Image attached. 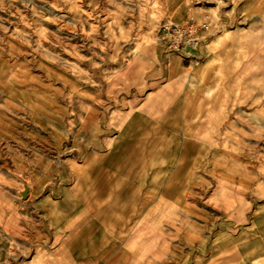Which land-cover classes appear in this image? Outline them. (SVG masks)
Here are the masks:
<instances>
[{
    "label": "rangeland",
    "instance_id": "1",
    "mask_svg": "<svg viewBox=\"0 0 264 264\" xmlns=\"http://www.w3.org/2000/svg\"><path fill=\"white\" fill-rule=\"evenodd\" d=\"M193 20L170 49L162 26ZM83 239L116 264H264V0H0V264Z\"/></svg>",
    "mask_w": 264,
    "mask_h": 264
},
{
    "label": "crops",
    "instance_id": "2",
    "mask_svg": "<svg viewBox=\"0 0 264 264\" xmlns=\"http://www.w3.org/2000/svg\"><path fill=\"white\" fill-rule=\"evenodd\" d=\"M191 48H193L192 44L191 45H184L182 48L183 49L182 52L185 54H188V52H191L193 50ZM161 50H165V52L168 51V49L165 46H162ZM184 57H186L187 59L188 58L190 59L189 56H184ZM178 59L179 58L177 57L176 60H178ZM180 63H181L180 69L176 68V71L182 73V72H184L185 66L183 65V62H180ZM163 65H164V63H159V64H155V66H153L151 68V73L153 74V78L155 79L156 82H158L160 80V77L165 72ZM128 73L130 74V69H129ZM37 244L38 243H36V244L34 243V244L28 246V248L32 249L29 253L32 256L29 259V261H27V262H24V261L21 262V261H19V258H18L21 256L24 257L26 255L25 254L26 251H28L23 247L22 244H20L21 247L16 246V249H13L12 246L8 245V247L6 249V256L9 254L10 251H15L16 253H18V256L16 257L14 264H24V263L25 264H57L55 261L47 258L46 252L39 253V250H37ZM70 245H71L70 250H69L70 254L67 255V258H66L67 260L63 264H116L114 262V259L100 261L98 259L97 255H94V251H96V249L92 248V246L90 247V245L88 244V241L86 239L81 240V242L79 244L72 243Z\"/></svg>",
    "mask_w": 264,
    "mask_h": 264
},
{
    "label": "built area",
    "instance_id": "3",
    "mask_svg": "<svg viewBox=\"0 0 264 264\" xmlns=\"http://www.w3.org/2000/svg\"><path fill=\"white\" fill-rule=\"evenodd\" d=\"M209 29L208 23L197 24L194 20L187 24H165L162 26L164 39L170 49H180L184 45L197 43L199 31Z\"/></svg>",
    "mask_w": 264,
    "mask_h": 264
},
{
    "label": "water",
    "instance_id": "4",
    "mask_svg": "<svg viewBox=\"0 0 264 264\" xmlns=\"http://www.w3.org/2000/svg\"><path fill=\"white\" fill-rule=\"evenodd\" d=\"M25 184H24V189H22L20 191V194L22 195V198L27 199L30 195V191H31V184L29 181L24 180Z\"/></svg>",
    "mask_w": 264,
    "mask_h": 264
}]
</instances>
